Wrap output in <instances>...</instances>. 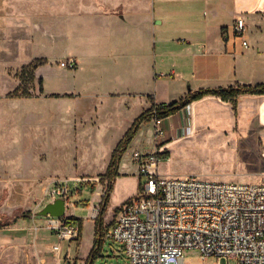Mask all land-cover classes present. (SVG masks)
<instances>
[{
	"label": "rangeland",
	"instance_id": "374dc122",
	"mask_svg": "<svg viewBox=\"0 0 264 264\" xmlns=\"http://www.w3.org/2000/svg\"><path fill=\"white\" fill-rule=\"evenodd\" d=\"M148 3L149 0H0V220L5 224L18 220L16 227L25 228L24 232H15L25 238V245L20 248L21 261L87 264L99 220L85 218L90 215L91 207L84 203L92 199L91 185L94 183L103 190L100 202L94 195L96 200L91 205L95 203L101 207L107 187V181L101 184V178L106 174L113 151L143 110L140 105L130 102L124 105L116 99H83L78 95L63 94L92 95L96 90L92 81L82 83L63 73L42 69V65L35 72L34 83L22 76V70L42 60L53 69L60 66V61L53 60L61 52L47 44L50 40L60 39L61 28H69L75 34L79 16L97 9L105 12L139 10L146 8ZM89 74L91 78L92 74ZM40 79H44L47 93L56 95L51 98L46 97L45 92L39 94ZM17 88L21 93L29 89L32 97L9 98L8 95ZM238 103L237 100L235 108L231 104L230 112L217 108L195 114L209 125L200 129L191 126L193 134L187 132L186 137L176 141L171 150L174 161L171 164L162 161L160 173L171 175L176 172V176L181 177L182 174L201 172L211 181L244 184L263 181V117L255 119L256 111L244 113L248 118L242 135L240 123L244 114L240 113ZM192 119L189 114L187 121ZM153 121L141 125L120 166L123 161V167L127 164L136 173L133 153L153 151ZM223 124L227 127L218 126ZM160 152L164 154L163 149ZM168 155L171 157L170 153ZM136 175L137 178L131 176L112 195L102 216V248L96 250L90 264H130L121 246L106 240L104 232L116 222L124 204L119 202L141 195L145 179ZM76 179L81 181L70 183L73 207L68 209V214L85 218V225L80 239L72 243L61 242V254H57L53 247L58 244V239L54 233L45 230V217L39 216L44 207L34 211L48 185ZM99 189L101 191V187ZM115 206L119 207L113 209ZM184 260L186 264H201L197 250H186ZM215 260L212 258L206 264H213ZM3 261L17 263L19 260L9 256ZM224 264H238V260L231 258Z\"/></svg>",
	"mask_w": 264,
	"mask_h": 264
},
{
	"label": "crops",
	"instance_id": "0c3cea01",
	"mask_svg": "<svg viewBox=\"0 0 264 264\" xmlns=\"http://www.w3.org/2000/svg\"><path fill=\"white\" fill-rule=\"evenodd\" d=\"M240 16L247 22L248 49L243 47L241 39L235 36L232 29L235 19ZM77 24L75 34L69 28H61L60 39L50 40L47 47L61 52L53 61L75 58L78 68L64 71L66 69L60 66L53 69L45 64L42 69L63 73L82 83L92 81L96 90L92 95L63 94L78 95L83 99H116L124 105L130 102L140 105L143 113L153 105H169L199 90L264 83V0H149L146 8L139 10L130 8L121 12L112 9L105 12L97 9L79 16ZM89 73L92 74L91 78L88 77ZM44 92L46 97L56 95L47 93L45 85ZM238 102L240 113L256 111L254 118L263 117L264 121V95H243ZM217 108L230 112L231 103L222 102L215 96H206L192 103L189 113L182 110L163 120L162 129L166 132V139L161 149L171 155L165 163L174 161L171 150L178 139L186 137L187 132L193 134L194 127L200 129L209 125L196 118L195 114ZM189 114L193 119L188 122ZM247 118L248 115L242 116V135L246 130ZM218 126L223 127L224 124ZM154 145L155 138L152 149ZM160 146L159 143L158 149ZM122 164L112 195L131 176L137 178V169L135 173L127 164L124 167ZM189 174L205 179V174L201 172L182 175ZM169 176L176 177V172ZM102 190V186H96L92 199L85 201L84 204L91 210L96 206L95 203L91 205L96 200L94 195L98 196L97 202H100ZM131 199L128 197L119 203L125 204ZM70 207L73 204L68 209ZM68 209V218L81 221L83 225L85 218H91V211L90 215L81 218L74 213L69 215ZM17 222L2 223L0 258L10 256L17 258V262H29L20 259V248L25 245V238L23 234L16 235L15 232H24L25 228L16 227ZM70 222L75 224V221Z\"/></svg>",
	"mask_w": 264,
	"mask_h": 264
},
{
	"label": "built area",
	"instance_id": "2783aa9c",
	"mask_svg": "<svg viewBox=\"0 0 264 264\" xmlns=\"http://www.w3.org/2000/svg\"><path fill=\"white\" fill-rule=\"evenodd\" d=\"M232 29L248 49L246 19H235ZM59 65L70 71L78 68L75 58ZM183 110L189 113L190 105ZM154 122L153 151H135L132 155L140 178L145 179L141 195L123 204L104 238L118 243L130 264H186V250H197L201 264L212 258L216 259L213 264H224L231 258H236L238 264H264V180L244 184L211 181L194 174L173 177L160 173L163 159L158 144L160 148L164 145L166 132L163 120ZM80 181L62 180L48 185L34 212L59 199L68 209L72 205L70 183ZM100 214V206L92 208L93 220H98ZM67 220L66 216L45 217V230L58 239L55 253L61 252V242L72 243L81 237L80 226ZM0 264L38 263H10L0 258Z\"/></svg>",
	"mask_w": 264,
	"mask_h": 264
},
{
	"label": "trees",
	"instance_id": "16d2710c",
	"mask_svg": "<svg viewBox=\"0 0 264 264\" xmlns=\"http://www.w3.org/2000/svg\"><path fill=\"white\" fill-rule=\"evenodd\" d=\"M47 61H39L31 66L24 67L22 70V76L29 79V82L36 81L35 72L36 70L45 65ZM39 94H44V86L43 79L38 81ZM243 95H264V83L257 85H237L231 86L228 88H218V89H204L199 90L194 93H190L183 99L173 102L171 104H162V105H153L150 109L144 111L132 124L129 130L126 132L123 139L117 145L115 150L113 151L112 158L109 164V167L106 171V174L101 178V184L107 181V187L105 193L102 197L101 201V214L99 217V221L96 223L95 227V244L92 252L90 253L87 264H90L92 259L96 255V250L100 251L102 248V230H103V219L102 216L105 214L107 206L111 200L112 193L114 191V183L119 175V166L122 160V157L126 150L128 149L129 144L135 135L139 132L141 125L144 122H148L155 119L165 120L169 117H172L179 112H181L185 107L191 105L192 103L203 99L206 96H215L219 98L222 102L231 103L234 105V108L237 105V100L240 96ZM9 98H30L32 97V93L27 89L23 93H21L20 88H17L14 93L8 95ZM163 161H167L169 155L168 153H164L161 155ZM92 193H94L96 184L92 183L91 185ZM70 221H75L76 225H79L81 229H83V222H78L77 220H73L68 218L67 222L71 224ZM78 223H77V222ZM72 225H74L72 223ZM3 227L0 220V229Z\"/></svg>",
	"mask_w": 264,
	"mask_h": 264
},
{
	"label": "water",
	"instance_id": "95a60500",
	"mask_svg": "<svg viewBox=\"0 0 264 264\" xmlns=\"http://www.w3.org/2000/svg\"><path fill=\"white\" fill-rule=\"evenodd\" d=\"M66 202L64 200H56L54 203H48L44 206L42 211L39 213L41 217H54L61 218L66 216Z\"/></svg>",
	"mask_w": 264,
	"mask_h": 264
},
{
	"label": "bare ground",
	"instance_id": "6f19581e",
	"mask_svg": "<svg viewBox=\"0 0 264 264\" xmlns=\"http://www.w3.org/2000/svg\"><path fill=\"white\" fill-rule=\"evenodd\" d=\"M35 33V32H34Z\"/></svg>",
	"mask_w": 264,
	"mask_h": 264
}]
</instances>
